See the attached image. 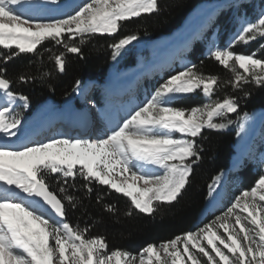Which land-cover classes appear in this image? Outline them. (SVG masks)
<instances>
[{
  "label": "snow or ice",
  "instance_id": "1",
  "mask_svg": "<svg viewBox=\"0 0 264 264\" xmlns=\"http://www.w3.org/2000/svg\"><path fill=\"white\" fill-rule=\"evenodd\" d=\"M55 2L0 0V46L11 51L6 59L34 54L46 40L79 54L86 37L117 34L122 22L160 10L158 0H88L73 14L44 15L47 5ZM257 37L264 38V10L254 20L243 17L233 44L221 48L213 43L209 48V56L233 73L229 83L234 89L248 83L264 86V59L256 58V52L245 55L230 50L236 42L249 43ZM76 38L79 44L70 43ZM138 39V34H130L111 44L113 59ZM63 56L55 57L60 72L66 65ZM19 79L27 82L31 78L21 75ZM218 82L216 75L200 73L194 64H186L158 83L103 137L61 136L13 147L10 142L23 137L24 110L30 102L27 96L13 92L12 81L0 72V264H202L205 257L203 264H264V174L209 223L159 245L149 244L137 254L122 249L108 252L104 237L87 238V228L66 222L65 204L49 190L45 179L53 174L67 183L79 174L89 183L94 181L129 198V215L134 210L152 215L157 204L171 205L202 158L203 146L197 139L203 132L223 130L233 123L241 130L245 126L247 113L238 121L228 118L238 113L241 98L211 99ZM194 94H202L208 102L191 108L174 106ZM222 175L209 185V198ZM64 199L73 201L71 196Z\"/></svg>",
  "mask_w": 264,
  "mask_h": 264
},
{
  "label": "trees",
  "instance_id": "2",
  "mask_svg": "<svg viewBox=\"0 0 264 264\" xmlns=\"http://www.w3.org/2000/svg\"><path fill=\"white\" fill-rule=\"evenodd\" d=\"M63 1L65 0H56ZM205 1L213 0H158V12L122 22L117 34L86 37V42L80 45L79 54L68 53L62 44L46 40L38 46L34 54L21 53L6 59L11 56V51L0 46V72L12 81L13 92L29 98V110L33 111L47 100H52L59 106L72 97L78 86L87 82L104 85L115 62V68L123 70L137 64L138 54H143L145 58L148 54L146 50L137 52L129 46L119 59H113L111 44L130 34H138L139 38L149 40L171 34L182 25L191 10ZM252 1L254 0H235L236 11L232 14L230 22ZM228 22L229 19H225L222 8L215 16L213 25L210 24L204 32L208 34L215 25L225 28ZM263 39L258 38L245 51L242 48L233 50L249 53ZM65 41L68 42L67 36ZM70 43L79 44V38ZM204 44L203 39H194L185 56L200 73L218 77L219 82L212 100H222L226 96L241 98L238 113H231L228 118L238 121L245 113L264 108V86L248 83L244 84L242 89H234L229 83L234 79L233 73L207 55ZM61 53H64L63 58L66 61L63 72L58 71L55 63V57ZM21 75L31 79L22 82L19 79ZM77 81H80L79 85ZM245 92L250 95L245 97ZM204 103L201 94H194L178 100L174 106L191 108ZM238 130V123H233L223 130H205L203 136L197 139V143L203 146L202 158L193 166L188 185L176 202L171 205L157 204V210L152 215L136 210L129 215L128 211L132 207L129 198L94 181L89 183L79 174L74 180L69 178L67 183L62 176L53 174L46 175L45 179L49 190L57 194L65 204L66 222L73 227L87 228V238L104 237L108 252L122 249L137 254L149 244L159 245L162 241L193 231L216 217L220 212L218 208L207 212L197 224L207 202L209 185L217 175L227 171L225 186L228 189L234 187V192L238 195L254 186L259 176L264 174V170L256 168L248 155L231 167ZM260 151L264 152V148ZM61 187L66 188V192H60ZM65 196L73 197V201L69 203L64 199ZM223 199L224 195L221 201ZM108 205L111 206V211L106 207Z\"/></svg>",
  "mask_w": 264,
  "mask_h": 264
},
{
  "label": "rangeland",
  "instance_id": "3",
  "mask_svg": "<svg viewBox=\"0 0 264 264\" xmlns=\"http://www.w3.org/2000/svg\"><path fill=\"white\" fill-rule=\"evenodd\" d=\"M87 2L88 0H81L77 5L72 7H63V2H55L47 5L43 14L51 16L73 14L74 11L79 10L78 6H83V4ZM198 6H201V4ZM234 8L235 0L229 1L223 7L225 19H229L225 28L215 25L208 34H206L205 31L199 38L203 39L205 42V53L207 55H209V48L213 43L221 48L233 44V38L240 28L243 17L246 15L249 20H254L257 13L264 10V0L252 1L246 8L242 9L239 14H236L233 21L230 22L232 14L236 11ZM213 23L214 19H212L210 24L213 25ZM258 38L259 37L249 43L236 42L230 50L237 54L245 55L256 52V58L264 59V39L257 44L254 50L249 53H244V51L249 49V46L256 42ZM158 39L159 37L152 40L148 38H139L138 41H134L132 45H130L133 47V50L137 52L146 50L148 52L147 57L145 58L143 54H138L137 64L132 68L123 70H117L115 68V62L104 85H99L96 82H87L82 86H78L72 97L59 106L52 100H47L33 111L29 110V108L24 110L25 125L23 137L27 138L35 135L34 139H32V141L35 142H44L49 138L61 136L85 139L103 137L112 124L122 123L127 113L144 101L145 97L154 91L158 83H162L164 79L174 74L175 71L181 70L184 65L191 64L184 54L182 61L175 60L172 64H164L160 69L156 68L148 72L147 66L154 56L152 47ZM233 48H242L244 51L236 52ZM124 52L125 51H123L120 56H122ZM120 56H118L117 59H119ZM114 81L119 82L121 85L115 92L110 88ZM202 97L205 103H207L208 101L205 97L203 95ZM62 115L69 118L62 119ZM258 117L262 118V122L260 121L261 124L259 122L260 126L258 127L257 133H252L251 130ZM244 124H248L249 127L242 136H240L241 129L239 128L238 130L234 144V162L248 155L255 163L256 168L264 170V152L260 151V149L264 148V108L256 109L247 114V119L244 121ZM157 174L163 175V170L157 169ZM226 178L227 173H224L221 176L220 185L216 189L214 196L209 199L207 198L206 207L208 204L213 205L218 203L216 208L220 209V212L217 216L221 215L237 196L234 192V187L228 189L225 186ZM223 194L224 199L220 202V198ZM209 210L210 209L204 210L203 213L207 214ZM242 215H247V213H242ZM199 217L201 220L204 218V215L200 213ZM200 220L197 221V224ZM236 227L238 228L239 226ZM198 228L193 230V232ZM220 247L223 248V246ZM223 250L227 252L226 249ZM205 260L206 257L202 258V264ZM188 264H190V262H188Z\"/></svg>",
  "mask_w": 264,
  "mask_h": 264
},
{
  "label": "bare ground",
  "instance_id": "4",
  "mask_svg": "<svg viewBox=\"0 0 264 264\" xmlns=\"http://www.w3.org/2000/svg\"><path fill=\"white\" fill-rule=\"evenodd\" d=\"M80 1L81 0H65L63 1V7L75 6ZM229 1L231 0H214L207 3L202 2L203 4L200 3L201 6L197 5L193 10H191V12L187 15L184 23L177 30H175L171 34L162 35V37L160 36L159 39L155 41V44H153L152 50L154 56L150 61V64L147 66V71L151 72L156 68L160 69L164 64H172L175 60L182 61L184 52L189 48L190 42L193 39H198L201 37L202 33L208 28L204 26L208 24L212 16H214L217 11L221 10ZM24 11L27 12L28 10L24 9ZM29 14L32 13L29 12ZM120 87V83L114 81L113 85H111L110 88L115 92ZM61 118L68 119L69 117H65L64 115H62ZM260 121L262 122L261 117H258V119L256 118V122L251 130L252 133H257V130L259 129L258 127L260 126ZM248 127L249 125L245 124L243 130H241L240 136L244 135V133L248 130ZM34 136L35 135L27 138L22 137L21 140H13L10 143L13 147H19L20 144L27 143L28 140L34 139ZM204 208L201 214H204V210L206 211L213 207L211 205H207V207L205 206ZM211 210H214V208Z\"/></svg>",
  "mask_w": 264,
  "mask_h": 264
},
{
  "label": "crops",
  "instance_id": "5",
  "mask_svg": "<svg viewBox=\"0 0 264 264\" xmlns=\"http://www.w3.org/2000/svg\"><path fill=\"white\" fill-rule=\"evenodd\" d=\"M242 160V159H241ZM241 160H238V161H235L234 162V156L232 157V159H231V167H233L234 165H237L238 163H240L241 162ZM223 174L225 173H227L226 171L225 172H222ZM221 198H222V196H221ZM221 198H220V202H221ZM208 199H209V195H208ZM208 199H207V201H208ZM206 204H207V202H206ZM208 205H210V204H208ZM214 205V206H213ZM213 205H211L213 208H216L217 207V205H218V203H215V204H213ZM206 206V205H205ZM213 208H211V209H213ZM211 209L209 210V211H211Z\"/></svg>",
  "mask_w": 264,
  "mask_h": 264
},
{
  "label": "water",
  "instance_id": "6",
  "mask_svg": "<svg viewBox=\"0 0 264 264\" xmlns=\"http://www.w3.org/2000/svg\"><path fill=\"white\" fill-rule=\"evenodd\" d=\"M213 1H214V0H213ZM217 13H218V11L215 13V15H216ZM215 15H214V16H215ZM214 16H212L211 19H213ZM211 19H210V20H211ZM210 20H209L208 24L210 23ZM208 24H206L204 27L208 26ZM190 43H191V42H190ZM189 45H190V44H189ZM58 198H59V197H58Z\"/></svg>",
  "mask_w": 264,
  "mask_h": 264
}]
</instances>
